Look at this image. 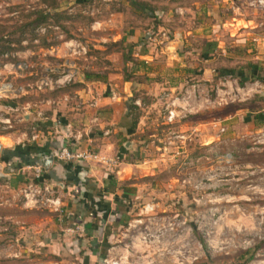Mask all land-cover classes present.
Listing matches in <instances>:
<instances>
[{"label":"rangeland","instance_id":"obj_1","mask_svg":"<svg viewBox=\"0 0 264 264\" xmlns=\"http://www.w3.org/2000/svg\"><path fill=\"white\" fill-rule=\"evenodd\" d=\"M136 1L162 15L157 19L129 0H56L63 17L27 26L44 0H0V26L9 46L0 51V87H10L0 94L1 146L15 153L34 141L40 119L61 118L65 96L77 86V70L92 74L118 67L120 75H106L131 78L133 92L123 107L136 118L121 140L123 152H133L123 160L141 166L121 183L134 190L131 206L107 223L113 234L103 259L264 264V124L257 129L250 121L264 107V81L251 76L255 70L264 74V0ZM132 32L145 37L146 56L137 54L139 39L127 61L124 44L131 42H112ZM46 79L51 82L38 88ZM236 84L251 86L245 99L237 95L218 103V93ZM174 99L177 116L169 122L165 106ZM83 108L71 112L83 118ZM26 172V180H33ZM43 185L42 202L59 198L56 183L48 191ZM24 189L11 197L0 184V202L8 200L0 205V264H78L74 258L81 252L64 257L26 246L35 239L18 228L19 220L29 230L53 224L57 237L73 220L50 202L37 210L32 203L18 209ZM69 227L72 238H79L78 227Z\"/></svg>","mask_w":264,"mask_h":264},{"label":"crops","instance_id":"obj_2","mask_svg":"<svg viewBox=\"0 0 264 264\" xmlns=\"http://www.w3.org/2000/svg\"><path fill=\"white\" fill-rule=\"evenodd\" d=\"M122 35L120 39L124 42L136 44V41L140 39V35L134 32L129 35L124 34L123 38ZM115 41L116 39L113 40V42ZM114 67L108 71L106 68H99L97 70H101V73L93 72L92 74L77 70V80H74V83L79 85L71 87L70 92L65 96L67 104L64 105L63 109L66 110L63 112V116L61 114V118L57 122H53L52 125H49L51 119L49 120L47 117L40 119L42 122L37 124L40 128L32 135L34 141L28 146L20 145L21 147L19 146L20 148L15 153L1 146L0 184L12 193L11 197H14L16 193H21L29 184L39 189L40 185L44 184L45 188L51 189L52 183H56L60 188L57 199V204L61 206L60 213H63L64 216H71L73 220L71 224L64 225L65 229H61V231L68 229L73 231L69 226L79 229L75 234L79 238L76 236L72 238L69 234L70 231L65 234L61 233L57 237L53 235L55 233L52 228L53 224H51V228L45 229L35 225L29 230V227L23 224L25 222L19 220L18 228H25L24 232L29 234L31 231V235L35 239V242L27 240L26 246L30 248L34 245L37 251H51L53 255L64 257L72 255L74 252H81L74 258L78 264H96L99 258H105V252L109 247L108 238L113 234L110 230L112 226H108L107 223L130 210V196L134 193V190L127 189L125 186L124 189L127 190H123L120 184L125 179L131 178L135 169L141 166L139 163L132 164V162L123 160L133 154L131 150L124 153L126 150L124 151L120 146L122 138L130 135L126 127L131 121V115L125 113L123 102L131 95L130 92H133V83L124 81L121 76L120 80L108 77V74L120 75L117 73L118 67ZM263 89L262 93H264ZM123 93H126L125 96ZM73 100L76 102L72 105ZM69 105L71 106L68 107ZM78 105H82L85 109L83 118L71 112ZM259 111H264V107L262 106L256 112ZM66 112L70 115L69 119L65 116ZM250 121L253 123V120ZM253 125L255 124L253 123ZM256 126L257 129L260 127ZM62 145L73 150H88L104 157H112L117 161V166L110 173L105 170L102 163L96 161L75 163L58 160L54 152ZM118 147L119 150L116 151ZM48 156L52 157V161L46 169L41 166V160L42 157ZM36 165L41 166V176L43 175V177L39 183L33 182L31 179L28 182L26 180L28 172L26 171L30 170V174L35 178ZM113 183H116V186H113ZM42 199L37 197L38 202L34 204L36 210L40 206H46V203L49 202L46 199L50 198H45L44 202ZM1 201L8 203V200ZM19 204L18 209L29 207V203L25 204L24 198ZM118 206L124 208L121 210ZM31 208L29 210H33ZM42 220L41 218L40 222ZM19 231L21 232V230ZM9 233L11 237L17 234L16 232ZM48 238L51 240L47 241ZM66 264L76 263L71 261L67 263L66 261Z\"/></svg>","mask_w":264,"mask_h":264},{"label":"built area","instance_id":"obj_3","mask_svg":"<svg viewBox=\"0 0 264 264\" xmlns=\"http://www.w3.org/2000/svg\"><path fill=\"white\" fill-rule=\"evenodd\" d=\"M59 81V80H58ZM51 80L46 79L45 81H42L37 87L42 88V86H47ZM196 85L192 86L193 88V94H195L196 91H199ZM195 87V88H194ZM10 87L6 86H1L0 87V94H3L9 90ZM251 86L245 85L244 87H240L238 84H236L234 87H228L226 90L222 91L221 93H218L220 95L219 101H223L224 99L226 101H234L236 99V96L239 95L240 98L238 100L245 99L247 96L248 92L250 91ZM178 99H174L170 102L166 103L165 110H166V119L167 121H172L175 119V116H177V106L178 104ZM197 107H199L197 105ZM264 128V127H263ZM55 157L58 160L62 161H70V162H75V163H82V162H89V161H96L99 163H102L105 167V170L107 172L112 173L114 169L117 166V161L113 158H108L101 156L99 154H95L93 152H90L88 150L80 151V150H73L69 149L68 147L62 145L56 149L54 152ZM41 166L36 165L35 167V177H39L41 174ZM33 187V188H31ZM45 191H48V188L44 187ZM44 193H40V189L37 187H34V185H28V189H24V194L23 197L25 199V204L27 203H32L33 205L38 202L37 197H42ZM46 201H49L53 205H55V209H58V204L57 200H52V199H46ZM67 231H71L68 229ZM107 264V262H106Z\"/></svg>","mask_w":264,"mask_h":264},{"label":"trees","instance_id":"obj_4","mask_svg":"<svg viewBox=\"0 0 264 264\" xmlns=\"http://www.w3.org/2000/svg\"><path fill=\"white\" fill-rule=\"evenodd\" d=\"M44 1H45V4H44L45 7L44 8H39L38 10H36L35 12H33L32 15L35 14V16L31 20H29L27 22V24H25V25H27V26H29V25L35 26V25H38L40 23L46 22L49 18L58 19L59 17H63V16H61V13H64V12L58 11V3L56 2V0H44ZM129 2L131 3V5L134 8L139 9V10H142L144 12L145 11H148L150 15H152L153 17H156L157 19H159L160 16L162 15L160 12L158 14V12L156 10H154V8L152 6L146 5L145 3H142V2H139V1H136V0H129ZM1 28L2 27L0 26V43H1L0 44V51H1V53H3L4 51H9V46H7V43L8 42H5L3 40V37L4 36L2 34L3 32L1 30ZM121 43H123L122 40H119L117 42H112V45H119ZM146 43L147 42L145 40V37L144 38H141L139 40V46H140V48L142 50H139V52H137V54H140V55H145L146 54V52H145V45H146ZM47 46H50V45H47ZM134 46H136V44H131V43H125L124 44V48L127 50L126 54H123L125 60H127V61H130L131 60V58H128V56H130L131 49ZM142 63H144V62H142ZM229 72H233V71L230 70ZM258 72H259L258 70L257 71L255 70L251 76H252V78L258 79L260 82H263L264 81V74L262 76H259L258 75ZM130 79L131 78L128 75H126V73H123V80L124 81H127V82L130 81L131 82ZM244 80H245V76L243 74V77L240 78L238 81H239L240 84H243ZM75 85L78 86L79 84L78 83H75ZM258 98H260L261 100L263 99L262 96H259ZM130 101H132V99ZM131 105H133V104H131ZM130 108H131V106H130ZM57 116L58 115H54L55 118L53 120L52 119L50 120L51 122H49V125H52L53 122L55 123V122L58 121V118L56 119ZM248 117H250V116H247V118ZM248 120H249V118H248ZM251 120H253L252 122L255 125H259L260 126V125L264 124V111L255 112L251 116ZM131 121L132 122L128 124L129 127H130L128 129L130 133L132 132L133 127L136 125V118L135 117L134 118H131ZM42 177H43V175L41 176V174H40L39 177L33 178V182L39 183L41 181ZM115 184L116 183H113V186H116ZM120 187L123 188V190H127L126 188L124 189L123 184H120ZM118 208L122 210L124 207L123 206H118ZM201 243L204 244V241L201 240Z\"/></svg>","mask_w":264,"mask_h":264},{"label":"water","instance_id":"obj_5","mask_svg":"<svg viewBox=\"0 0 264 264\" xmlns=\"http://www.w3.org/2000/svg\"><path fill=\"white\" fill-rule=\"evenodd\" d=\"M0 153H1V144H0ZM51 161H52V157L51 156L42 157L41 166L43 168L47 169L50 166ZM96 264H106V261L103 258H99V260H98V262Z\"/></svg>","mask_w":264,"mask_h":264},{"label":"bare ground","instance_id":"obj_6","mask_svg":"<svg viewBox=\"0 0 264 264\" xmlns=\"http://www.w3.org/2000/svg\"><path fill=\"white\" fill-rule=\"evenodd\" d=\"M112 264H114V263H112Z\"/></svg>","mask_w":264,"mask_h":264}]
</instances>
